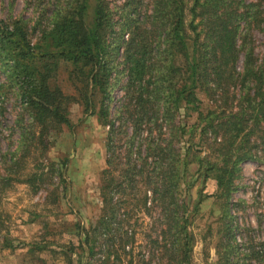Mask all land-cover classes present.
Returning <instances> with one entry per match:
<instances>
[{
	"label": "trees",
	"instance_id": "1",
	"mask_svg": "<svg viewBox=\"0 0 264 264\" xmlns=\"http://www.w3.org/2000/svg\"><path fill=\"white\" fill-rule=\"evenodd\" d=\"M89 1L64 0L46 25L37 23L35 43L23 23L10 26L0 19V62L20 105V141L0 182L3 189L26 184L33 194L45 189L56 204L67 160L48 164L46 171L34 166L24 176L21 162L31 150L46 152L51 135L69 125L70 102L92 115L97 92L96 116L108 128L100 215L84 234L79 228L78 246L63 251L64 263L74 264L79 248L98 254L101 264H122L123 258L129 264H191L190 226L202 199L195 202L190 194L188 167H197V182L215 181L226 238L224 220L239 166H264V65L253 47L254 32L264 37V0H149V6L146 0H123L118 26L106 0H95L88 19ZM61 63L69 66L70 96L50 87ZM120 74L125 83L113 110ZM198 92L210 102L205 113ZM181 105L196 113L193 125L178 121ZM123 139L121 152L117 143ZM138 212L150 219L144 236L149 249L134 255L135 235L127 227Z\"/></svg>",
	"mask_w": 264,
	"mask_h": 264
},
{
	"label": "rangeland",
	"instance_id": "2",
	"mask_svg": "<svg viewBox=\"0 0 264 264\" xmlns=\"http://www.w3.org/2000/svg\"><path fill=\"white\" fill-rule=\"evenodd\" d=\"M106 1L112 21L118 26L124 1ZM63 4L64 0H60L58 5L55 0H0V19L10 26L14 22L23 23L29 39L35 43L37 33L34 29L37 23L46 25ZM94 5L95 0H90L88 19L91 18ZM145 6H149V0H146ZM107 39L112 40L109 37ZM253 39L256 58L264 65V37L254 32ZM7 70V66L0 62V179L5 177L11 165V154L20 141L19 130L15 125L20 105L16 89L8 80ZM68 70L69 66L61 63L55 78L50 81V87H57L64 95L70 96L74 91L67 80ZM124 83V74L117 75L110 101L113 110L120 104L121 86ZM197 97L205 113L210 102L202 92H198ZM93 100L95 109L92 115L84 113L82 107L70 102L69 125L60 127L51 135L46 152L40 154L37 151L35 155L31 150L21 162V174L24 176L34 166L46 171L48 164L67 160L64 168L67 181L64 191L61 190L64 186L58 188L61 199L56 204L48 199L45 189L33 194L26 184L12 182L3 189L0 182V264H65L63 251L72 244L78 246L79 228H83L84 234L96 223L101 208V174L108 158V128L101 126L96 116L101 95L95 92ZM178 116V121L187 126L197 120L196 113L188 112L184 105L179 108ZM124 142L125 139L117 143L122 148L121 152L126 147ZM183 146L184 143H181L180 147ZM239 167V177L234 182L228 200V217L224 220L230 233L226 238L221 232L223 210L213 197L216 192L215 181L209 179L205 183L197 182V167L191 165L187 169L185 179L192 184L190 194L195 202L200 195L202 199L190 226L194 241L191 264H264V166L257 162H245ZM205 196L210 197L203 199ZM149 225L150 219L140 212L131 219L130 227L127 228L135 235L134 255L148 251L149 247L145 249L144 236L148 234L146 230ZM223 240H226L225 245L218 247ZM99 257L98 254H84L77 248L72 260L74 264H101ZM128 260L123 258L122 264H129ZM109 264L116 263L111 261ZM132 264L139 263L134 260Z\"/></svg>",
	"mask_w": 264,
	"mask_h": 264
}]
</instances>
